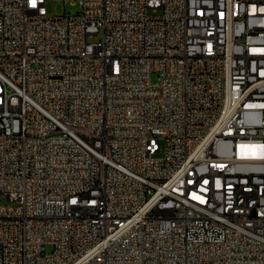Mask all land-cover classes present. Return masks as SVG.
Wrapping results in <instances>:
<instances>
[{"label":"built area","instance_id":"built-area-1","mask_svg":"<svg viewBox=\"0 0 264 264\" xmlns=\"http://www.w3.org/2000/svg\"><path fill=\"white\" fill-rule=\"evenodd\" d=\"M78 2L0 0V264H264V0Z\"/></svg>","mask_w":264,"mask_h":264},{"label":"rangeland","instance_id":"rangeland-1","mask_svg":"<svg viewBox=\"0 0 264 264\" xmlns=\"http://www.w3.org/2000/svg\"><path fill=\"white\" fill-rule=\"evenodd\" d=\"M46 8L48 14L50 16L63 15L67 13H77L80 11V6L78 0L75 2L74 0L65 1H56V0H46ZM102 36L100 33L98 36L92 37L91 41H98ZM157 80V74H153L152 81L155 82ZM3 203H7V200L3 198ZM47 250H50L48 248Z\"/></svg>","mask_w":264,"mask_h":264},{"label":"bare ground","instance_id":"bare-ground-1","mask_svg":"<svg viewBox=\"0 0 264 264\" xmlns=\"http://www.w3.org/2000/svg\"><path fill=\"white\" fill-rule=\"evenodd\" d=\"M227 111H235V104H227ZM14 121H12V112L0 111V129L12 131Z\"/></svg>","mask_w":264,"mask_h":264},{"label":"snow or ice","instance_id":"snow-or-ice-1","mask_svg":"<svg viewBox=\"0 0 264 264\" xmlns=\"http://www.w3.org/2000/svg\"><path fill=\"white\" fill-rule=\"evenodd\" d=\"M33 6H35V5H33Z\"/></svg>","mask_w":264,"mask_h":264}]
</instances>
